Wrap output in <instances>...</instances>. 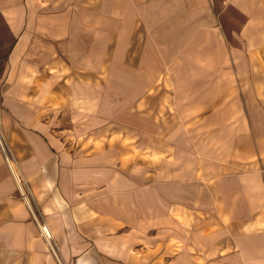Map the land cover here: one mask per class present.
Segmentation results:
<instances>
[{"label": "crops", "instance_id": "1", "mask_svg": "<svg viewBox=\"0 0 264 264\" xmlns=\"http://www.w3.org/2000/svg\"><path fill=\"white\" fill-rule=\"evenodd\" d=\"M0 21V264H264V0Z\"/></svg>", "mask_w": 264, "mask_h": 264}, {"label": "built area", "instance_id": "2", "mask_svg": "<svg viewBox=\"0 0 264 264\" xmlns=\"http://www.w3.org/2000/svg\"><path fill=\"white\" fill-rule=\"evenodd\" d=\"M1 109H2V94L0 93V113H1ZM0 149H1L2 153L4 154L6 160L9 163L10 168L12 169V171L14 173L15 170H14L13 163L10 162V158H11L10 150H9L8 145H7L6 138H5L3 129H2L1 119H0Z\"/></svg>", "mask_w": 264, "mask_h": 264}, {"label": "rangeland", "instance_id": "3", "mask_svg": "<svg viewBox=\"0 0 264 264\" xmlns=\"http://www.w3.org/2000/svg\"><path fill=\"white\" fill-rule=\"evenodd\" d=\"M0 25H1V21H0ZM3 40H4V43L2 42ZM7 45H8L7 37L4 36V37L0 38V67L2 66L4 58H5Z\"/></svg>", "mask_w": 264, "mask_h": 264}, {"label": "bare ground", "instance_id": "4", "mask_svg": "<svg viewBox=\"0 0 264 264\" xmlns=\"http://www.w3.org/2000/svg\"><path fill=\"white\" fill-rule=\"evenodd\" d=\"M43 230H44V234H45V233H46L47 235L49 234V233H48V230H46L45 228H44ZM46 234H45V235H46ZM48 236H49V235H48Z\"/></svg>", "mask_w": 264, "mask_h": 264}]
</instances>
